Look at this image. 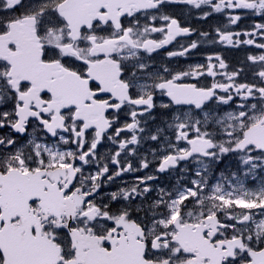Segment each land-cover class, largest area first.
Instances as JSON below:
<instances>
[{
	"label": "snow or ice",
	"instance_id": "snow-or-ice-1",
	"mask_svg": "<svg viewBox=\"0 0 264 264\" xmlns=\"http://www.w3.org/2000/svg\"><path fill=\"white\" fill-rule=\"evenodd\" d=\"M170 4L229 25L235 10L264 18V0H0V264H264V53L247 57L254 82L218 54L155 66L153 53L198 31L164 13ZM199 38L264 50V23L199 32L166 55ZM145 136L176 184L156 189L145 174L102 191L153 166L128 159ZM106 141L118 149L102 156ZM229 157L235 171H221Z\"/></svg>",
	"mask_w": 264,
	"mask_h": 264
},
{
	"label": "flooded vegetation",
	"instance_id": "flooded-vegetation-1",
	"mask_svg": "<svg viewBox=\"0 0 264 264\" xmlns=\"http://www.w3.org/2000/svg\"><path fill=\"white\" fill-rule=\"evenodd\" d=\"M163 12L174 16L177 18L182 26H188L198 31L191 36H181L177 37L175 41L171 44L167 45L164 49H160L158 53H153L154 60L151 61L155 66H167L174 70H187L190 66H195L198 64L206 65L209 63L208 57L219 55L223 58L225 63L228 65L227 71L231 72L233 70L243 68L244 71L238 80L241 82H254V76L252 73V68L257 67L253 66L250 61H248L247 57L250 55H260L264 53V50L256 48L254 45H240L238 47L227 46L221 43H208L204 42L203 38L200 39V47L192 50L184 57H172L169 58L166 53L168 51H180L181 46L188 45L193 40H198L199 32H209L211 36H215V29L220 28L221 31H250L254 24L264 23V18L260 16L251 15L247 11L244 10H235L234 14H241L242 19L236 25H229L227 16L224 13H214L209 16L207 20L200 18V13L198 10H189L188 6L170 4L163 8ZM142 23H145L143 18L141 20ZM157 26H160L164 22L161 20H157ZM152 38H161V34H153ZM247 38V37H243ZM257 42H264L257 38ZM211 63H216L215 59L211 61ZM221 76H216L215 80H221ZM186 82H196L195 80L188 79ZM213 82V78L209 76L200 77V86H209ZM160 101L168 102V98L165 96H158L157 102ZM227 108L228 106H224ZM231 110V109H229ZM124 117H122V120ZM166 119V117H165ZM161 117L159 113H157L156 119L154 121L150 120L148 127L154 129L157 125L160 124ZM130 122V121H129ZM10 130L0 129V136L9 134ZM127 135L130 137V133L122 134V136ZM138 149L137 155L129 156L128 159L133 163L134 167H139L138 161L142 157H146L150 162H153V166H150L149 169H143L139 172L134 173H125L123 177L117 178L115 183L109 184L106 188L102 189L105 193H109L117 190L118 187H124L136 182L137 176H143L145 174H152L159 177L158 180L151 182L154 185V188L159 189L161 187L169 188L176 184V176L175 173L169 175L167 173H158L156 172L155 163L158 161H153V156L151 155L152 150L157 148V142L148 140L146 136L142 138L140 145L136 146ZM118 149V145L114 144L112 141L104 142L99 148V152L102 156L110 155L114 150ZM161 150H163L161 146ZM193 169H195V165H191ZM95 170L94 168L92 169ZM189 177L194 178L192 173H189V176L184 177L187 180ZM124 181L125 183H122ZM157 193L154 191L151 195L155 196Z\"/></svg>",
	"mask_w": 264,
	"mask_h": 264
},
{
	"label": "rangeland",
	"instance_id": "rangeland-1",
	"mask_svg": "<svg viewBox=\"0 0 264 264\" xmlns=\"http://www.w3.org/2000/svg\"><path fill=\"white\" fill-rule=\"evenodd\" d=\"M236 164H237V161H236L235 158H232V157L226 158L224 161L221 162L220 170L223 171V169L224 170L228 169V170H231V171H235ZM217 175H219V173H217ZM251 183H254V182H251Z\"/></svg>",
	"mask_w": 264,
	"mask_h": 264
}]
</instances>
